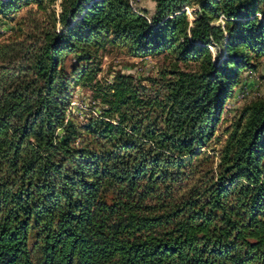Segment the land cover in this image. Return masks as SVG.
<instances>
[{
    "label": "trees",
    "instance_id": "trees-1",
    "mask_svg": "<svg viewBox=\"0 0 264 264\" xmlns=\"http://www.w3.org/2000/svg\"><path fill=\"white\" fill-rule=\"evenodd\" d=\"M153 1L0 0V264H264V96L215 147L264 0ZM110 47L173 63L109 84Z\"/></svg>",
    "mask_w": 264,
    "mask_h": 264
},
{
    "label": "rangeland",
    "instance_id": "rangeland-1",
    "mask_svg": "<svg viewBox=\"0 0 264 264\" xmlns=\"http://www.w3.org/2000/svg\"><path fill=\"white\" fill-rule=\"evenodd\" d=\"M59 9V5L55 6ZM131 7L135 12L147 10L149 16L155 12V3L153 0H131ZM25 11H22L19 16H23ZM190 20L194 19L193 10L188 9ZM18 16V18H19ZM261 20H264V15H258ZM218 24L221 23L219 20ZM15 27L7 19L0 17V42L8 39L12 34V28ZM211 52L216 59L224 55L222 47L211 45ZM102 66L99 79L102 82L112 84L115 75L118 72L129 74L135 77L137 81H142L143 84L149 86L148 80L156 78L162 69H169L173 60H169L164 56H149L138 58L131 54L127 47H110L107 52L102 54ZM73 65L71 57L67 61V67ZM184 68V67H182ZM264 96V58L258 61V66L253 71H245L241 77V84L234 90L232 98L227 102L222 122L217 132L218 141L216 150L226 140V131L230 126L236 122L240 112L245 106ZM73 107L76 110H92V114L97 116L99 114L100 105L98 102L92 100L91 93L83 88H78L75 94ZM214 155V154H213ZM217 159L214 160L216 164ZM216 167V165H215Z\"/></svg>",
    "mask_w": 264,
    "mask_h": 264
},
{
    "label": "built area",
    "instance_id": "built-area-1",
    "mask_svg": "<svg viewBox=\"0 0 264 264\" xmlns=\"http://www.w3.org/2000/svg\"><path fill=\"white\" fill-rule=\"evenodd\" d=\"M221 23H224L223 19H221Z\"/></svg>",
    "mask_w": 264,
    "mask_h": 264
}]
</instances>
